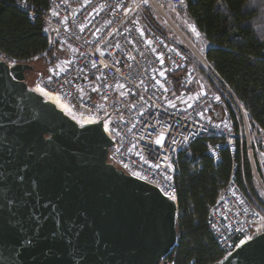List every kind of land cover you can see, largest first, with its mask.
I'll return each mask as SVG.
<instances>
[{
  "label": "built area",
  "instance_id": "obj_1",
  "mask_svg": "<svg viewBox=\"0 0 264 264\" xmlns=\"http://www.w3.org/2000/svg\"><path fill=\"white\" fill-rule=\"evenodd\" d=\"M45 1L44 8L26 0L15 1L31 21H40L46 50H53L52 62L33 88L40 86L57 93L67 104V112L80 122L103 118L106 133L115 140L109 160L127 174L155 186L178 205L175 177L180 158L191 155V144L204 138L206 154L217 163L221 147L233 154L236 137L226 110L219 117L213 115L224 107L223 97L207 90V84L203 86L198 70L188 63L181 47L143 20L145 7L155 5L163 10V2ZM169 3L186 7V0ZM45 54L46 51L41 55ZM198 55L240 111L255 181L264 192V143L257 148L253 142L252 147L240 103L204 57ZM0 59L8 65L29 63V59L21 60L1 49ZM170 74L179 76L178 92L168 79ZM212 137H220L223 142H212ZM206 219L224 256L249 238L261 214L231 175L208 208ZM168 256L166 264H174Z\"/></svg>",
  "mask_w": 264,
  "mask_h": 264
},
{
  "label": "water",
  "instance_id": "obj_2",
  "mask_svg": "<svg viewBox=\"0 0 264 264\" xmlns=\"http://www.w3.org/2000/svg\"><path fill=\"white\" fill-rule=\"evenodd\" d=\"M33 69L31 63L8 65L0 59V138L5 149L15 147L10 130L21 123L42 136L26 147L42 160L34 163L37 208L45 216L60 212L65 219L72 217L78 227L83 225L81 239L88 241L87 252L68 246L58 253L59 264H84L85 257L92 264H166L178 240L177 203L109 160L115 140L106 133L103 118L80 122L29 89L26 71ZM41 223L42 235L47 234L52 219ZM23 243L5 232L0 264H52L48 241L35 255L22 257ZM213 264H264V230L253 231Z\"/></svg>",
  "mask_w": 264,
  "mask_h": 264
},
{
  "label": "trees",
  "instance_id": "obj_3",
  "mask_svg": "<svg viewBox=\"0 0 264 264\" xmlns=\"http://www.w3.org/2000/svg\"><path fill=\"white\" fill-rule=\"evenodd\" d=\"M15 1L0 0V49L33 63L34 69L26 71L25 82L30 89L52 62L53 50H46L40 21H31ZM26 1L37 8L46 6L45 0ZM185 14L208 43L202 54L205 61L240 103L248 124L264 130V0H186ZM44 51L46 54L41 55ZM199 71L212 88L220 87L229 98L222 108L232 120L236 145L233 154L221 147L220 160L214 163L206 154L205 139L199 138L191 144V155L180 158L175 177L178 244L168 256L174 264H213L223 256L206 218L208 208L218 199L231 175L251 202L264 210L240 111L209 71ZM168 79L178 92L179 76L170 74ZM210 140L223 142L220 137Z\"/></svg>",
  "mask_w": 264,
  "mask_h": 264
},
{
  "label": "snow or ice",
  "instance_id": "obj_4",
  "mask_svg": "<svg viewBox=\"0 0 264 264\" xmlns=\"http://www.w3.org/2000/svg\"><path fill=\"white\" fill-rule=\"evenodd\" d=\"M93 67H96L93 64ZM11 119V118H10ZM16 125V121H12ZM3 126L0 125V131ZM15 147L5 149L0 138V237L5 232L17 241L23 240L20 247L25 254L35 255L40 243L48 241V251L51 253L52 264H59L57 254L63 253L68 246L88 251L87 239H81V228L72 217H65L57 212L54 217L45 216L37 208V190L34 181L38 179L35 174L34 163H41V157L35 152L26 151L34 141L42 139L39 131H32L26 123L16 125L11 130ZM160 143L159 140L156 141ZM9 155L6 157L5 152ZM35 158V160H34ZM47 204L40 208L46 209ZM51 218L53 223L47 234L42 235L44 225L41 219ZM31 233V238L28 234ZM84 264H92L91 259L85 257Z\"/></svg>",
  "mask_w": 264,
  "mask_h": 264
},
{
  "label": "rangeland",
  "instance_id": "obj_5",
  "mask_svg": "<svg viewBox=\"0 0 264 264\" xmlns=\"http://www.w3.org/2000/svg\"><path fill=\"white\" fill-rule=\"evenodd\" d=\"M161 1L164 4L163 10H159V8L155 5H150L146 7L145 11L143 10V20L153 25L165 39L175 43L187 53L188 63L193 65L198 70L200 79L204 82L203 86H206L207 84L209 86L207 90H212L213 92L220 94L223 97L225 105V101L229 99L225 91L218 86H216V89L212 88L205 81L199 71L200 68L207 70L198 55L203 54L204 49L206 48V41L203 40L201 37L202 35L197 30L192 28V25L186 18L185 8L181 6H174L169 3V0ZM31 64L33 65V63ZM248 129L250 132L251 142L254 141L257 148L262 146V143H264V137L258 128L248 124ZM256 189L264 203V192L261 191L258 186ZM257 208L261 214V219L256 223L253 231H262L264 229V210L259 207Z\"/></svg>",
  "mask_w": 264,
  "mask_h": 264
},
{
  "label": "bare ground",
  "instance_id": "obj_6",
  "mask_svg": "<svg viewBox=\"0 0 264 264\" xmlns=\"http://www.w3.org/2000/svg\"><path fill=\"white\" fill-rule=\"evenodd\" d=\"M33 89L39 94L43 95L46 99L53 102L59 109H62L63 111H66V112L69 111L65 101L61 99L57 93L44 89L40 86H37Z\"/></svg>",
  "mask_w": 264,
  "mask_h": 264
},
{
  "label": "crops",
  "instance_id": "obj_7",
  "mask_svg": "<svg viewBox=\"0 0 264 264\" xmlns=\"http://www.w3.org/2000/svg\"><path fill=\"white\" fill-rule=\"evenodd\" d=\"M186 18L188 19L189 23L192 25V28L195 29L192 20L189 19V18L187 17V15H186ZM195 30H196V29H195ZM201 37H202V36H201ZM202 38H203V37H202ZM203 40H204V38H203ZM205 44H206V47H207V46H208V43L206 42ZM206 86H207V85H206ZM191 91H196V89H191ZM223 111H224V110H223V108L221 107V108L217 109V110L213 113V115H215L216 117H219V116L223 113ZM257 128H258V130L261 132V134H262L263 137H264V130H262V129L259 128V127H257ZM263 140H264V138H263Z\"/></svg>",
  "mask_w": 264,
  "mask_h": 264
}]
</instances>
